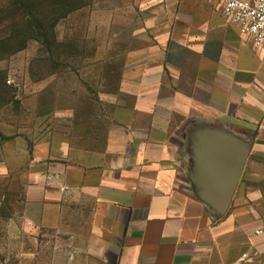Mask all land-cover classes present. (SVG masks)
Instances as JSON below:
<instances>
[{
  "label": "crops",
  "instance_id": "obj_1",
  "mask_svg": "<svg viewBox=\"0 0 264 264\" xmlns=\"http://www.w3.org/2000/svg\"><path fill=\"white\" fill-rule=\"evenodd\" d=\"M122 14L118 92L89 100L114 111L59 115L30 149L38 264H264V50L192 5Z\"/></svg>",
  "mask_w": 264,
  "mask_h": 264
},
{
  "label": "rangeland",
  "instance_id": "obj_2",
  "mask_svg": "<svg viewBox=\"0 0 264 264\" xmlns=\"http://www.w3.org/2000/svg\"><path fill=\"white\" fill-rule=\"evenodd\" d=\"M127 1L70 0L52 12L47 29L36 37L35 26L13 18L15 0H0V264H38L46 251V235L25 217L33 143L55 128L59 115L114 111L89 100L118 92L114 85L130 60L121 42ZM170 1L179 10L192 5L194 11H210L215 20L228 19L225 0Z\"/></svg>",
  "mask_w": 264,
  "mask_h": 264
},
{
  "label": "built area",
  "instance_id": "obj_3",
  "mask_svg": "<svg viewBox=\"0 0 264 264\" xmlns=\"http://www.w3.org/2000/svg\"><path fill=\"white\" fill-rule=\"evenodd\" d=\"M224 13L242 34L252 37L256 48L264 50V0H225ZM248 258L244 254L242 261Z\"/></svg>",
  "mask_w": 264,
  "mask_h": 264
},
{
  "label": "trees",
  "instance_id": "obj_4",
  "mask_svg": "<svg viewBox=\"0 0 264 264\" xmlns=\"http://www.w3.org/2000/svg\"><path fill=\"white\" fill-rule=\"evenodd\" d=\"M70 0H15L13 4V18L17 20H26V27L35 26L36 37L42 36L47 29L46 21L56 8H63ZM47 12V13H46ZM32 22L35 24H32ZM14 28H20L21 25L15 23Z\"/></svg>",
  "mask_w": 264,
  "mask_h": 264
}]
</instances>
